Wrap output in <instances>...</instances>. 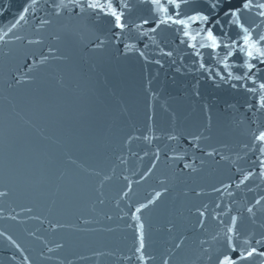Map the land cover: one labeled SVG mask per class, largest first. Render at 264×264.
I'll return each instance as SVG.
<instances>
[{"label":"water","instance_id":"water-1","mask_svg":"<svg viewBox=\"0 0 264 264\" xmlns=\"http://www.w3.org/2000/svg\"><path fill=\"white\" fill-rule=\"evenodd\" d=\"M112 2L123 31L87 0H0V264H215L233 216L264 252V63L200 48L187 6Z\"/></svg>","mask_w":264,"mask_h":264},{"label":"snow or ice","instance_id":"snow-or-ice-1","mask_svg":"<svg viewBox=\"0 0 264 264\" xmlns=\"http://www.w3.org/2000/svg\"><path fill=\"white\" fill-rule=\"evenodd\" d=\"M35 2V0H33ZM150 5H159L161 0H147ZM168 4L174 6L176 9H181L182 6H187L189 11L177 13V15H186L187 21L199 22L204 27L197 32V36L200 35L201 32L204 33L203 40H206L208 43H200V48H210L211 52H215L218 47L221 46L218 35L225 36L231 42L230 44H224L225 48H237L240 53H243L247 59L244 60L243 66L246 67L249 71L254 67V65L248 63L249 59L255 57L260 58V63H264V49H262L259 45L264 44V33L258 34L255 42H253V38L250 32V28H253L254 25L246 26L242 22V13L250 12L253 8L257 11L255 13L256 16L260 17L264 20V0H167ZM68 4H72L74 6H82V0H68ZM126 6V5H125ZM57 7H67V4L64 3V0H61L60 5ZM86 7L91 9L94 13H100L105 16H110L112 21L114 22V27L124 30L125 24L122 21V12H118L115 7H113L112 0H106V2L102 3L101 0H87ZM107 9V11H105ZM27 11V9H25ZM160 11H165L163 7L160 8ZM56 15H60V12L57 11ZM23 19V16H21ZM187 21L185 19H172L171 16L168 17L167 20L161 19V24H168L171 22L172 24L182 26L184 28V36L188 37L190 40H196V36L189 37V33L187 31ZM144 24L149 23L148 20L143 21ZM255 24V22H254ZM159 27V25H157ZM152 31H156V28H153ZM229 32L235 33V39L233 36L229 35ZM241 33L243 35L241 36ZM243 40V45L238 46L239 39ZM38 43V41H37ZM101 43H103L101 41ZM181 43H184L182 40ZM188 47H194L193 44L189 43ZM171 55V53H168ZM197 55L199 53L197 52ZM227 56H232L233 52L228 51L226 53ZM201 67H204L202 64ZM231 75V73H229ZM237 80L240 79L239 76L235 77ZM261 89H264V83L260 85ZM252 89H249L251 91ZM255 141L260 144H264V131L259 132L258 135L254 137ZM261 151H264L262 149ZM211 155V153H208ZM261 164H264V161H261ZM188 167V165H185ZM248 179V176H245L240 183H244L245 180ZM219 191V189H217ZM7 195L6 192L0 191V197ZM161 195L160 192L156 193V197L152 200H149L147 204L142 205L140 208H137L136 211L140 212L142 208L148 207V205L154 203L156 198H159ZM257 204L260 201H256ZM249 212H252V209H248ZM200 216H204L203 212H200ZM201 226L203 225V221H200ZM237 224V217L233 216L231 218V226L227 228L225 233V247L224 249L218 253L215 258V264H238L239 261H249L256 255L264 256V252H257L256 248L245 249L242 252H237V248L233 246V232L235 226ZM141 228L143 225L140 226ZM5 234L0 232V236H4ZM247 243V241H245ZM259 243V241H257ZM177 248L181 247L180 244L176 245ZM143 243L141 241L140 247L137 251L142 250ZM51 251V249H49ZM235 253L236 255H232ZM27 259V258H25ZM211 259V257L209 258ZM167 264V261L164 262Z\"/></svg>","mask_w":264,"mask_h":264}]
</instances>
